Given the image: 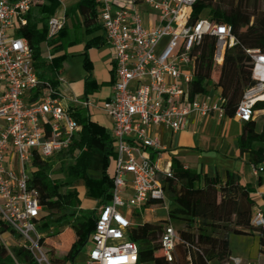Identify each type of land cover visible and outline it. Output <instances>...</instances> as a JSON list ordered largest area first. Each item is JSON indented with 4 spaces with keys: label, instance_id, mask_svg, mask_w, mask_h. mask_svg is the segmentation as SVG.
<instances>
[{
    "label": "built area",
    "instance_id": "obj_1",
    "mask_svg": "<svg viewBox=\"0 0 264 264\" xmlns=\"http://www.w3.org/2000/svg\"><path fill=\"white\" fill-rule=\"evenodd\" d=\"M127 1L136 8L114 10L112 0H95L97 23L113 53V81L111 98L92 103L67 98L56 85L38 79L32 49L16 35L36 2L0 0V220L37 264L48 262L38 245L41 235L36 227L42 213L38 192L29 187L33 162L50 160L69 150L81 131L72 116L77 109L106 115L111 120L113 141L111 196L96 209L85 264H138V246L128 232L135 226V212L163 204L167 196L161 178L171 177L147 155L158 156L162 150L153 130L163 126L178 132L192 113L205 117L216 112L220 119L226 118L220 97L211 101L206 94L190 100L188 91L193 81L192 49L205 36L214 37V61L220 64L224 52L238 44L232 27L212 24L205 18L190 23L197 0ZM140 7L157 15V28L143 26ZM63 26L62 18L51 17L48 40ZM246 54L251 59L253 86L244 91L233 115L242 124L253 121L256 104L264 103V54L258 50H247ZM261 111L264 114V109ZM253 172L261 176L264 168H254ZM256 195L264 205V187ZM251 225L264 226L260 207H254ZM159 244L168 263L177 245L188 248L170 223L163 227ZM223 264H241V260L229 257Z\"/></svg>",
    "mask_w": 264,
    "mask_h": 264
},
{
    "label": "trees",
    "instance_id": "obj_2",
    "mask_svg": "<svg viewBox=\"0 0 264 264\" xmlns=\"http://www.w3.org/2000/svg\"><path fill=\"white\" fill-rule=\"evenodd\" d=\"M36 4L26 16V25L16 30L17 37L27 41L33 52V67L38 79L44 78L47 65L55 71L60 69L63 57L53 58L48 64L42 58L40 46L46 44L52 55L62 51L65 26L58 35L48 40V21L59 7L57 0H34ZM77 11L82 18L81 26L89 30L97 25L95 0H78L75 6L67 10ZM199 18L208 19L212 24L230 25L237 45L223 54L220 64L214 61L216 39L205 36L199 46L191 51L193 57V81L189 86V99L197 95H206L211 85L219 91L224 101L221 105L227 118H233L244 91L253 86L251 79V59L247 50H258L264 54V9H249L248 0H197L193 7L190 23ZM87 67V58L85 59ZM89 71V69H88ZM51 82L57 85V82ZM94 89V83L85 80V92ZM85 94V95H86ZM264 109V103H257L255 110ZM81 126L74 137L69 150L50 160L35 159L31 189L38 192V201L44 213L36 227L38 234L49 232V236H58L69 228L74 241L68 252L56 257L52 247L44 244V238L38 241L39 247L47 257L48 264H71L87 243L88 235L95 226V212L79 213L75 210L64 212L66 199L60 195L59 182L52 179L53 164H59V172L73 181L84 179L89 195L100 200L99 205L110 199V168L113 158V141L105 129L91 121L84 110H76L73 115ZM240 155H247L253 168H264V120L260 130L254 121L242 125L238 138ZM75 153H77L75 155ZM98 173L96 181L85 178L86 171ZM166 196L171 202L168 220L159 223L139 224L129 229V239L138 246V264H223L230 257L228 235H256L259 253L264 254V226L251 225L255 202L251 198L252 190L241 186L236 175L228 173L224 181L218 178L201 176L193 171L184 170L177 161H173L171 177H162ZM261 186V178L258 179ZM264 210V205L260 207ZM54 215H57L54 217ZM170 220L179 221L184 229L178 230L179 239L188 245L176 246L171 263L163 258L159 240L163 227ZM54 230V232L52 231ZM14 233L0 220V235ZM189 257V261L187 260ZM0 264H37L33 255L24 246L8 249L0 243Z\"/></svg>",
    "mask_w": 264,
    "mask_h": 264
},
{
    "label": "crops",
    "instance_id": "obj_3",
    "mask_svg": "<svg viewBox=\"0 0 264 264\" xmlns=\"http://www.w3.org/2000/svg\"><path fill=\"white\" fill-rule=\"evenodd\" d=\"M77 1L65 0L61 9L58 7L52 16L64 20L65 34L62 40V51L52 55L48 46L42 44L40 46L41 58L50 64L53 58L63 57L60 69L54 71L64 80V83L56 86L67 98L102 103L109 100L112 94L113 53L105 41L104 32L98 23L95 27L85 30L81 26L82 18L77 11H71L65 15L66 11L72 9ZM112 3L114 10L136 8L127 0H112ZM138 9L146 29L158 27L159 23L155 13L143 7ZM86 58L88 68L85 67ZM86 78H89V82L95 85V88H90L87 94L85 92ZM41 80L55 81L48 77ZM63 84L66 86L62 88ZM207 95L211 97V101L220 97L219 91L212 86L208 87ZM84 111L89 115L91 121L103 127L111 138V120L98 110ZM258 117H262L263 122V111L258 110L253 119L257 126L259 125ZM242 125L234 118L220 119L216 112H211L205 117L192 113L186 117L183 129L178 132H172L163 126L153 130L159 139L162 150L158 156L150 152H147V155L157 160L158 166L163 172L171 173L175 160L184 170H190L209 178H218L221 181L225 180L228 173L234 174L238 177L241 186H247L252 190L251 198L255 202V206L262 207L263 202L256 193L264 187V174L254 175V168L248 162L247 155H240L238 138ZM259 178H261V186L258 185ZM86 205H92V203ZM93 205H96V209L99 206V204ZM161 220L166 219L165 217H147L143 222L153 224ZM68 229L62 231L54 240H46V245L55 251L56 246L61 242L62 234ZM69 231V247L62 256L68 252L74 241L73 233L70 229Z\"/></svg>",
    "mask_w": 264,
    "mask_h": 264
},
{
    "label": "rangeland",
    "instance_id": "obj_4",
    "mask_svg": "<svg viewBox=\"0 0 264 264\" xmlns=\"http://www.w3.org/2000/svg\"><path fill=\"white\" fill-rule=\"evenodd\" d=\"M59 2V7L61 9L62 3L65 0H57ZM248 7L249 9H252L253 7H260V9H264V0H248ZM164 39L160 42L159 48L163 45ZM44 78L48 77L50 79H55L57 81L58 77L54 69L51 65H47L45 67V70L43 72ZM61 75V74H60ZM60 78V77H59ZM52 80V82H55ZM66 85H62L61 87H65ZM211 87V85H209ZM259 121L258 130H260L261 124H262V117H258L257 119ZM0 121V125H1ZM77 153H75L76 155ZM59 164L55 163L53 164L52 170V179L59 182V193L62 195L63 198L66 199V205L64 212H69L71 210L77 211L80 216V213L89 214L91 212H96V205L93 204H99L100 200L92 197L89 195V191L87 187L85 186V180L82 178H77L71 181L66 174L59 172ZM85 178L91 182H94L98 178V173L95 171H86ZM87 203H92V205H86ZM154 210H137L135 213L138 216H135L133 219V224L137 225L140 222H143L147 217L154 218V217H165L166 220H168V211L171 209V202L166 197L163 204L153 207ZM44 213L42 212V215ZM57 215H54L56 217ZM159 222H163L158 221ZM169 223L172 225V227L178 231L181 229H184V225L175 220H170ZM67 229V228H65ZM64 229V230H65ZM63 230V231H64ZM54 232V230H52ZM70 231L69 229L66 230L62 236H61V242L58 244L55 248V255L57 257H62L63 253L67 250L69 247V241H70ZM5 236L0 237V243L4 244L8 249H11L13 247H17L21 245V240L10 233H5ZM49 232H45L43 234H40V238H44V244L46 245V240H54L56 237L49 236ZM228 243H229V251H230V257L233 258H239L241 260V264H264V254L259 253V243H258V237L256 235H237L230 233L227 237ZM91 244L88 242L83 247L82 251L79 253V255L76 257V259L71 264H85L86 255L87 252L90 250ZM46 256V255H45ZM47 259V257H46ZM46 264V263H43ZM214 264V263H213Z\"/></svg>",
    "mask_w": 264,
    "mask_h": 264
},
{
    "label": "bare ground",
    "instance_id": "obj_5",
    "mask_svg": "<svg viewBox=\"0 0 264 264\" xmlns=\"http://www.w3.org/2000/svg\"><path fill=\"white\" fill-rule=\"evenodd\" d=\"M165 173H169V171L168 172H165Z\"/></svg>",
    "mask_w": 264,
    "mask_h": 264
}]
</instances>
